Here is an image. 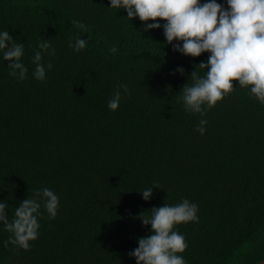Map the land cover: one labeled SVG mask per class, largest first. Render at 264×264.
<instances>
[{"label":"trees","instance_id":"trees-1","mask_svg":"<svg viewBox=\"0 0 264 264\" xmlns=\"http://www.w3.org/2000/svg\"><path fill=\"white\" fill-rule=\"evenodd\" d=\"M108 7L0 0V31L24 44L29 69L18 82L0 56V201L9 220L38 189L60 201L55 219L41 208L29 250L4 247L11 233L0 228V264H135L129 252L151 234L139 214L183 199L199 209L198 222L175 226L187 264H256L264 258V105L234 80L236 89L206 112L201 135V116L186 112L180 96L192 71L205 74L198 65L209 54L175 52L162 28L141 30L151 20ZM77 37L88 41L79 53L69 47ZM42 39L56 49L43 59L53 65L43 82L31 60ZM178 66L184 75L173 74ZM119 84L131 94L112 111ZM154 183L145 201L138 191Z\"/></svg>","mask_w":264,"mask_h":264},{"label":"clouds","instance_id":"clouds-1","mask_svg":"<svg viewBox=\"0 0 264 264\" xmlns=\"http://www.w3.org/2000/svg\"><path fill=\"white\" fill-rule=\"evenodd\" d=\"M110 9H123L130 21L138 17L145 23L142 31L149 29L163 30L165 42L172 49L184 56L199 57L208 53L207 62L198 66L206 70L201 75L197 69L189 77L191 83L183 85L180 96L186 112L199 114L201 119L195 129L201 135L206 132L207 119L203 118L208 110L215 107L218 101L234 91L233 81L244 88L250 98L264 105V0H109ZM157 18L166 21L161 24ZM75 28L85 30L84 25L73 21ZM175 41V43H173ZM88 45L87 39L77 37L69 41V47L76 53ZM112 46L110 53H118ZM25 46L17 43L7 30L0 31V56L7 61L9 75L18 82L28 79V67L23 63ZM56 55L50 40L42 39L31 57L35 65L32 77L37 81L47 79V70L51 62L43 63L45 56ZM175 73L185 74L182 66ZM251 85V87H249ZM131 94L126 84H119L109 100L107 107L115 111L122 98ZM142 191L145 201L152 197L154 183ZM8 204L0 201V223L5 231L11 233L4 241L23 250L31 248V241L39 235V218L43 215L55 219L60 206L59 197L53 190L44 187L36 190L31 198H26L15 208L13 218L9 220ZM198 205L183 199L175 205L164 204L152 208L150 215L139 214L142 225H150L151 234L139 238L138 247L129 252L135 258V264H187L180 255L188 244L183 234L175 226L189 222H198Z\"/></svg>","mask_w":264,"mask_h":264},{"label":"water","instance_id":"water-1","mask_svg":"<svg viewBox=\"0 0 264 264\" xmlns=\"http://www.w3.org/2000/svg\"><path fill=\"white\" fill-rule=\"evenodd\" d=\"M256 264H264V258L258 261Z\"/></svg>","mask_w":264,"mask_h":264}]
</instances>
